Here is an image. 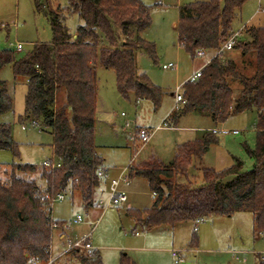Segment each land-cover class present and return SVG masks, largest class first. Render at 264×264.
Wrapping results in <instances>:
<instances>
[{
    "label": "trees",
    "instance_id": "1",
    "mask_svg": "<svg viewBox=\"0 0 264 264\" xmlns=\"http://www.w3.org/2000/svg\"><path fill=\"white\" fill-rule=\"evenodd\" d=\"M66 1L64 12L60 8L47 10L48 0H44L45 4L33 0L35 12L42 13L49 24L52 40L35 43L23 57L10 59L13 77L26 81L25 115L50 130L59 167L12 164L8 171L4 170L6 180H0V264L48 260L52 231L58 227L50 218L57 195L70 192L72 196L78 192L85 206L92 205L97 172L103 169V160L93 142L96 68L113 71L117 91L124 98L133 94L136 100H149L156 108L162 95L135 65L138 49L155 58L153 43L139 36L151 24L148 7L140 0ZM155 1L156 6L162 0ZM247 1L209 0L180 7L175 31L178 46L191 59L199 50L212 54L200 77L182 84L185 104L181 113L208 115L217 125L233 114L254 111L255 147L243 146L253 160L252 169L244 172L242 162L235 160L225 170L202 169L199 185L175 180L185 176L192 160H201L210 145L216 143L210 131L199 140L179 145L170 165L151 159L130 166L128 177L144 178L155 195L148 209L127 212L142 232L160 227L172 229L179 223L196 222L209 215L230 217L237 212L251 213L256 231H264V27L246 29L243 41L238 40L234 48L241 52L240 69L222 55L215 56L232 33L235 15ZM60 12L78 17L80 24L74 34L69 32ZM234 84L239 85L238 90ZM61 91L64 104L55 107V97ZM12 106L6 84L0 81V116L10 112ZM15 147L10 126L0 124V150L15 152ZM35 172L43 181L42 188L16 176ZM196 244L197 238L192 234L188 247ZM70 255L78 264H103L95 250L73 251ZM257 262L264 264V259L259 257ZM119 264L136 263L123 254Z\"/></svg>",
    "mask_w": 264,
    "mask_h": 264
},
{
    "label": "rangeland",
    "instance_id": "2",
    "mask_svg": "<svg viewBox=\"0 0 264 264\" xmlns=\"http://www.w3.org/2000/svg\"><path fill=\"white\" fill-rule=\"evenodd\" d=\"M140 1L149 8L151 24L139 36L153 43L155 58L138 49L135 51V65L139 73L160 89V102L154 108L151 101L136 100L133 94L122 97L117 91L113 71L100 66L96 68L93 142L107 166V177L99 183V191L91 207L83 204L78 192L72 196L68 192L63 200L52 203L50 218L58 223V228L52 231L50 244L52 257L59 256L54 264H78L71 255L64 253L65 249L69 243L88 234L103 264H119L123 254L136 264H181L178 257L172 256L173 252H177L187 264H257V257L264 255V231H256L249 212H237L230 217L209 215L196 226V232L192 231L193 222L182 225L175 232H168V227L142 232L127 212L129 209H148L153 195L144 178H129L128 172L125 175L129 184L119 186V191L127 195V202L119 205L109 202L110 181L116 179L131 160V167L151 159L170 165L179 145L199 140L209 129L217 130L214 133L216 143L210 145L201 160H192L185 176H177L175 180L199 185L204 168L221 171L239 160L243 164L242 170L247 172L253 165L243 146L255 147L254 111L233 114L225 122L215 125L205 115L195 112L182 114L183 105L175 109L174 97L171 96L209 57L191 59L178 46L175 25L179 8L209 0H162L156 6L155 0ZM40 2L45 4L44 0ZM45 5L47 10L56 11L66 9L68 3L66 0H48ZM60 13L65 16L63 21L69 32L74 34L80 24L78 17ZM252 27H264V0H248L235 15L232 30L240 33V36L243 34V39L246 29ZM51 40L49 24L42 13L35 12L33 0H0V53L10 52L17 59L27 54L33 44ZM17 44L22 45L20 51L16 50ZM240 54V49H237L228 56L238 63ZM250 55L254 57L255 54ZM252 57H249L250 61ZM168 63L175 64L176 69L162 70L161 66ZM0 81L5 82L13 99L12 110L0 116V124L10 126L11 137L16 144L15 152L0 150V180L4 182V170L8 171L12 164L43 168L44 162L56 164L58 159L53 152L50 130L41 128L25 115L26 81L13 77L10 62L0 66ZM233 87L237 86L234 84ZM180 92L183 93V88ZM62 104L64 94L61 91L55 97V107ZM121 114L125 116L121 117ZM127 123L129 128L123 130ZM140 129L152 133L144 146L130 140V135ZM16 176L43 187L39 172L16 173ZM76 217L81 218V223L73 224ZM60 233L64 234L63 239H60ZM192 234L196 236L197 244L189 248L188 240Z\"/></svg>",
    "mask_w": 264,
    "mask_h": 264
},
{
    "label": "built area",
    "instance_id": "3",
    "mask_svg": "<svg viewBox=\"0 0 264 264\" xmlns=\"http://www.w3.org/2000/svg\"><path fill=\"white\" fill-rule=\"evenodd\" d=\"M240 36V33L238 32H232L230 34V36L225 39V41H223V43L220 45V47L218 48V50L215 52V56H221L223 55V53L227 52V51H231L232 49H234V47H236V44L238 42V38ZM22 49V45L21 44H17L16 45V50L17 51H20ZM196 58H207V53L203 50H199L196 52ZM212 57H208L206 59V61L204 62L203 66L198 69V71H196L194 74H192L188 81L187 82H194L196 81L199 77H200V74L203 70V68L209 64L210 60H211ZM161 69L162 70H175L176 69V65L175 64H172V63H168V64H164L161 66ZM182 89V86H178V88H176V91L173 93V97H174V102H175V109H177L178 105H184L185 104V101L182 97V93L180 92V90ZM125 115L124 114H121V117H124ZM129 128V126H128ZM234 134L236 133V131L233 132ZM152 136V133H150L149 131H147L146 129H140L136 134L132 133L130 135V140L135 143L136 141L142 143L143 144H146L150 138ZM43 167L45 168H50V169H54V168H57L59 167V164L56 163V164H53V163H50V162H44L42 164ZM130 166V165H129ZM128 167L124 168L121 173L119 174V176L116 178V179H112L110 181V184H109V202L110 204L112 205H118L120 203H123V202H126L127 200V197L126 195L123 193V192H120L119 191V186L121 183H125L126 182V179H127V176L125 175L126 172H128ZM97 177L98 178H104L106 177V171L104 169H100L98 172H97ZM153 196H155L153 194ZM64 199V194H59L57 195L56 200H63ZM81 218L80 217H76L72 222L73 224H78V223H81ZM199 221H202V220H198L196 222H199ZM53 227H56L53 226ZM91 239H90V234H88L85 238L83 237L82 239L80 240H77V241H74L72 243H69L67 246H66V249H65V254H69L73 251H88V252H92L94 249L91 245ZM172 256L173 257H178V262L180 263H184V260L183 258H180L178 255H177V252H173L172 253ZM262 259H264V257H262ZM54 263V260L50 257L49 255V258L46 262H34L33 264H53Z\"/></svg>",
    "mask_w": 264,
    "mask_h": 264
},
{
    "label": "crops",
    "instance_id": "4",
    "mask_svg": "<svg viewBox=\"0 0 264 264\" xmlns=\"http://www.w3.org/2000/svg\"><path fill=\"white\" fill-rule=\"evenodd\" d=\"M175 28H176V25H175ZM245 29V28H244ZM232 32H234L233 30H232ZM243 39V34H241V36H240V41ZM237 49L236 48H234V49H232L231 51H227V52H225V53H223V55L222 56H224L225 55V57H223V58H225L226 60H231V61H233L235 64H236V66L237 67H239V65H241V61H242V58H241V55H239V62L237 63L234 59H232V57L231 56H228L231 52H234V51H236ZM207 55L209 56V58L210 57H212V54H210V53H207ZM12 57V54H10V52H6V51H3L2 53H0V63H1V66L3 65V64H5V63H9L10 62V59H12L11 58ZM203 64H204V62H203ZM203 64H202V66H203ZM201 66V67H202ZM201 67H199L198 69H200ZM198 69L196 70V71H198ZM195 71V72H196ZM237 87H234V89H236V90H238L239 89V85H236ZM171 96L173 97V94H171ZM95 111H96V109H95ZM201 115H204V114H201ZM205 116H207V117H210V116H208V115H205ZM211 118V117H210ZM128 123L125 125V127L123 128V130H126L127 128H128ZM208 131H212L213 133H216V129H209ZM144 146V145H143ZM97 149H98V147L96 146V153H97V155L98 156H100L99 154H98V152H97ZM136 155V154H135ZM135 155H134V157H135ZM101 158V157H100ZM103 160V159H102ZM131 163H132V160L129 162V165L131 166ZM102 166H103V169L106 171V177H107V166H105V164H104V161H103V164H102ZM103 179H105V177L104 178H98V183H97V185L95 186V188L93 189V191H92V205L91 206H93V203H94V198L96 197V193H97V191H99V183L101 182V180H103ZM121 184H124V185H128L129 184V179H126V182L125 183H121ZM120 184V185H121ZM124 193V192H123ZM125 194V193H124ZM126 195V194H125ZM153 195V194H152ZM127 196V195H126ZM153 199H154V196H152V202H153ZM128 200V199H127ZM127 200H126V202H127ZM126 202H123V203H126ZM121 204V203H120ZM119 205V204H118ZM90 206V207H91ZM201 222H203V220L202 221H199V222H193V232H196L197 231V225L198 224H200ZM188 222H185V223H179V224H177V225H175L172 229H170V231H168V232H175V230L177 229V228H179V227H181L182 225H184V224H187ZM58 228V227H57ZM163 227H160V228H157V230L158 229H162ZM162 230H165V229H162ZM136 234L138 235V232H136ZM64 238V234L63 233H60V239H63ZM190 238H191V236H190ZM190 238H189V240H188V243H189V241H190ZM68 255H70V253L68 254ZM260 256V255H259ZM264 256V255H263ZM263 256H260V257H263ZM50 257L54 260V262H56V259L59 257V256H57L56 258H54V257H52V255H51V250H50ZM257 259H258V257H257ZM133 261V260H132ZM134 262V261H133ZM54 264V263H53ZM181 264H187L186 263V261H184V263H181Z\"/></svg>",
    "mask_w": 264,
    "mask_h": 264
},
{
    "label": "water",
    "instance_id": "5",
    "mask_svg": "<svg viewBox=\"0 0 264 264\" xmlns=\"http://www.w3.org/2000/svg\"><path fill=\"white\" fill-rule=\"evenodd\" d=\"M74 37H75V36H74ZM171 163H172V162H171ZM171 163H170V164H171Z\"/></svg>",
    "mask_w": 264,
    "mask_h": 264
}]
</instances>
